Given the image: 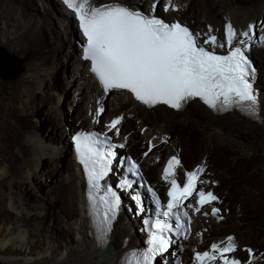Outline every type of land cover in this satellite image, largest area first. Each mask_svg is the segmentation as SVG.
<instances>
[{"label":"bare ground","instance_id":"1","mask_svg":"<svg viewBox=\"0 0 264 264\" xmlns=\"http://www.w3.org/2000/svg\"><path fill=\"white\" fill-rule=\"evenodd\" d=\"M125 1L147 11L153 3ZM165 2L159 0L156 14L187 21L194 33L206 32L210 25L213 34L222 39L227 23L238 33L247 31L250 24L255 25L257 36L264 32V0H173L176 10L167 12ZM66 13L57 0H0V46L31 56L23 67L21 96L0 95V263L102 264L99 257L103 248L95 236L91 237L83 210V181L66 141L68 134L81 128L112 136L113 142L124 145L122 153L126 149L132 156L137 151L138 156L132 157L164 200L169 184L163 179V169L171 156L181 161L182 167L177 169L180 181L185 171L204 168L201 179L205 183L198 187L212 190L219 199L213 204L229 213L221 222L197 220L198 236L173 246L167 257L173 260L179 256L183 264H198L196 252L233 236L237 245L229 254L233 259L248 264L251 249L255 264H264V160H259L260 150H247L244 145L257 139L264 146V120L253 122L237 113L214 114L196 101L176 111L165 105L145 108L125 92L105 95L88 72V63L80 61L82 40ZM249 55L259 66L255 88L264 108V47L254 43ZM62 61L65 63L59 65ZM53 68L56 74L60 72L59 79H49ZM101 106L105 110L96 117ZM117 117H123L117 126L119 134L107 127ZM64 121L70 122L67 128ZM42 177H46L44 184L38 182ZM229 190L238 200L230 201L226 195ZM193 202L194 197L184 201ZM58 203L62 207L57 213ZM256 215L259 218L254 219ZM251 220L255 224L252 228ZM135 221L122 207L108 236L115 254L105 264H121L127 249L135 245L140 236Z\"/></svg>","mask_w":264,"mask_h":264},{"label":"snow or ice","instance_id":"2","mask_svg":"<svg viewBox=\"0 0 264 264\" xmlns=\"http://www.w3.org/2000/svg\"><path fill=\"white\" fill-rule=\"evenodd\" d=\"M61 3L77 20L85 38L83 59L90 61V72L105 95L112 91L126 92L149 108L165 105L177 111L198 101L216 114L239 112L253 120H264L261 96L254 87L258 70L249 55L254 43L264 47V32L257 36L254 24L238 33L227 23L223 38L218 39L210 25L206 32L194 33L179 21L169 23L158 17L159 0H153L147 12L120 0L107 3L61 0ZM170 8L176 10L173 0H166L164 11ZM261 28L264 29V22ZM218 48L226 51L218 53ZM104 110L101 106L94 115L99 117ZM122 119H112L108 130L115 129L119 134L117 126ZM73 144L87 181L88 215L97 244L105 247L122 206L118 190L107 183L106 177L112 171L115 158L112 149L123 145L113 144L106 134L95 131L74 134ZM181 167L180 159L172 156L163 169V179L170 186L166 206H162L152 187L145 188L155 205L152 213L155 218L144 222L146 246L129 253V257L135 258V264H156L157 258L162 260L165 254H170L173 236L189 231L191 220L183 209L190 207L200 212L204 205L218 201L213 192L197 187L205 183L201 179L203 167L185 171L184 180L178 182L177 169ZM129 172L136 180L125 181L120 190H130L133 185L145 187L139 183L142 175L135 161L130 163ZM190 197L196 198V205L184 203ZM133 199L137 197L133 195ZM163 207L166 210H162ZM143 211L140 203L137 212ZM218 213L219 209L213 206L211 215L218 216ZM236 248L234 237L228 236L224 241L211 244L209 250L196 252L195 260L198 264H241L229 255ZM248 252L251 257L248 264H255L253 250L248 249ZM102 264H105L103 260ZM124 264L132 262L125 258Z\"/></svg>","mask_w":264,"mask_h":264},{"label":"rangeland","instance_id":"3","mask_svg":"<svg viewBox=\"0 0 264 264\" xmlns=\"http://www.w3.org/2000/svg\"><path fill=\"white\" fill-rule=\"evenodd\" d=\"M121 2H123V3H128V2H126L125 0H120ZM129 4V3H128ZM130 5V4H129ZM142 8H140L142 11H145V12H147V10L143 7V6H141ZM41 9V8H40ZM43 10V11H42ZM40 11H42V15L41 16H46V14H45V10L44 9H41ZM156 13H158V12H156ZM164 14V13H163ZM192 16H193V20L191 21V24H194L195 23V16H194V11H192ZM158 17H163L162 15H160V14H156ZM44 16V17H45ZM165 17V16H164ZM166 19V18H165ZM178 19V18H177ZM168 20V19H167ZM182 21V20H181ZM186 22V23H185ZM184 23L185 24H187L190 28H191V26L188 24V22L187 21H185ZM192 29V28H191ZM206 46V45H205ZM0 48H2L10 57H13V58H15V59H17V66H16V68L13 70L14 72H12V76H5V77H2V76H0V95H6V94H10V95H12V97L13 96H21V83H22V79H23V67H24V65L29 61V58L31 57V56H28V57H24L22 54H16V53H12L11 52V49L9 48V47H6V46H0ZM35 54V52L34 53H32V55H34ZM51 57V56H50ZM253 59V58H252ZM255 59H253V61H254ZM256 61V60H255ZM63 63H65L64 61H62V63H60L59 65H61V64H63ZM258 63V62H257ZM256 65V64H255ZM258 65H259V63H258ZM257 67H259V66H256V69H257ZM258 70V69H257ZM258 72V71H257ZM60 73V72H59ZM59 73H57L56 74V69L55 68H53L51 71H50V74H52V78H51V76L49 77V79L50 80H52V79H59ZM62 74H63V72H62ZM258 76V75H257ZM62 78H63V76H62ZM62 81H60V83L61 82H63V79H61ZM64 84V83H63ZM63 84H61V85H63ZM66 103H68V102H66ZM63 109H65V111L67 110V106L66 105H64L63 106ZM68 119H69V117H68ZM68 124H70V122L69 121H64L63 122V124L62 125H64V127H68L67 125ZM97 131H99V130H97ZM55 133V132H54ZM115 142H117V141H115ZM247 142V143H246ZM117 143H119V142H117ZM245 144L244 145H246L245 147L247 148V150H250V149H257V150H260L259 151V154H261L262 156L259 158V160H264V146H263V144H262V142L260 141V140H257V139H251L250 141H245L244 142ZM257 147V148H256ZM253 149V150H254ZM126 150V149H125ZM124 150V152L123 153H126V151ZM138 152L137 151H133L132 152V156H138ZM251 154H253V152L251 151ZM53 158H52V160L54 161V160H56L55 159V157L56 156H52ZM230 159L232 160V157H230ZM158 167V166H157ZM187 169H189V168H187ZM210 174H213V172L212 171H208ZM45 178V180H43ZM148 178L150 179V180H153V178L151 179V177L150 176H148ZM39 183H42V184H44L45 182H46V177H42V179H39V181H38ZM217 189V188H216ZM215 189V190H216ZM218 191V190H217ZM216 191V193H218V194H220L219 192H217ZM34 193V194H33ZM35 194H36V192L35 191H33V190H30V195H32V196H35ZM162 194V193H161ZM226 195L229 197V199H230V201H234V200H238V197H236V195H232V193L230 192V190L226 193ZM221 198V197H220ZM221 199H223V198H221ZM259 201V200H258ZM222 202H224L225 203V199H223L222 200ZM221 202V203H222ZM260 202V201H259ZM59 205H60V207H59ZM58 207H57V213H58V211L59 210H61V203H58V205H57ZM221 209H224L223 208V206H221L220 207ZM257 218H259V215H256L255 217H254V219H257ZM56 217H53L52 218V221L53 222H55V224L54 225H56L57 223H56ZM228 222V220H226L225 221V223H227ZM224 224V223H223ZM253 226H255V224L252 222V220H251V223L249 224V227L250 228H252ZM45 235V234H44ZM232 257H234V256H232ZM237 257V256H236ZM241 261V260H240ZM242 262V261H241Z\"/></svg>","mask_w":264,"mask_h":264},{"label":"water","instance_id":"4","mask_svg":"<svg viewBox=\"0 0 264 264\" xmlns=\"http://www.w3.org/2000/svg\"><path fill=\"white\" fill-rule=\"evenodd\" d=\"M17 62V59L10 57L2 48H0V76H12V72H14L15 70H12V72L10 70L12 68H16ZM1 69H6V71L4 72ZM114 254L115 251L113 247L111 245L108 246L105 250H103L102 254L100 255L99 262H102V260H108L109 258L113 257Z\"/></svg>","mask_w":264,"mask_h":264},{"label":"clouds","instance_id":"5","mask_svg":"<svg viewBox=\"0 0 264 264\" xmlns=\"http://www.w3.org/2000/svg\"><path fill=\"white\" fill-rule=\"evenodd\" d=\"M160 18H162V17H160ZM164 18V17H163ZM177 20H180V19H177ZM181 21V20H180ZM182 22V21H181ZM184 25H186V26H188L187 24H185L184 22H182ZM189 27V26H188ZM189 29L190 30H192L190 27H189ZM250 58H251V60L253 61V59H252V57H251V55H250ZM253 63H254V61H253ZM254 66L256 67V65H255V63H254ZM258 75V74H257ZM258 77V76H257ZM257 82V81H256Z\"/></svg>","mask_w":264,"mask_h":264},{"label":"trees","instance_id":"6","mask_svg":"<svg viewBox=\"0 0 264 264\" xmlns=\"http://www.w3.org/2000/svg\"><path fill=\"white\" fill-rule=\"evenodd\" d=\"M11 69V68H10ZM15 68H12V70H14Z\"/></svg>","mask_w":264,"mask_h":264}]
</instances>
